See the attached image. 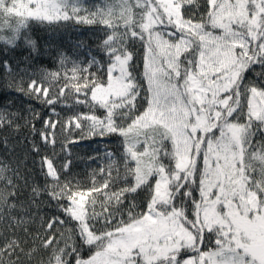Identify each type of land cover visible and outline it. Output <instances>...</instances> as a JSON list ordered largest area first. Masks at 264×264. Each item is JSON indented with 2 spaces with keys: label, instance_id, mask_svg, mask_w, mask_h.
Masks as SVG:
<instances>
[{
  "label": "snow or ice",
  "instance_id": "1",
  "mask_svg": "<svg viewBox=\"0 0 264 264\" xmlns=\"http://www.w3.org/2000/svg\"><path fill=\"white\" fill-rule=\"evenodd\" d=\"M70 25L100 28L106 66L72 61L69 75L29 70V57L19 70L0 60L5 86L50 113L41 129L26 122L43 177L28 207L25 161L0 160V221L23 227L38 201L55 202L59 214L34 238L49 253L40 264H264V0H0L8 48L39 55L34 27ZM57 58L61 68L69 60L59 50ZM18 119L0 108V128L18 129ZM58 126L76 133L60 144L62 159ZM92 138H114L119 148L90 158L104 164L85 187L69 179L67 144ZM25 244L5 238L0 264L30 261L39 249Z\"/></svg>",
  "mask_w": 264,
  "mask_h": 264
},
{
  "label": "trees",
  "instance_id": "2",
  "mask_svg": "<svg viewBox=\"0 0 264 264\" xmlns=\"http://www.w3.org/2000/svg\"><path fill=\"white\" fill-rule=\"evenodd\" d=\"M203 2V0H201ZM89 7L93 5L102 4V0H87ZM36 40L40 54H31L30 49L27 46H20L17 48H8L6 45L0 44V60L7 59L13 69L19 70L26 66L25 57H29L31 63L27 65L29 70L45 68L49 71H60L63 74L65 71L71 74L72 61H76L81 67H87L88 61L95 58L100 65L106 66L108 61L107 54L99 47L102 39L104 38L103 32L97 26L89 25H70L67 28L57 29L51 31L49 29L36 26L31 33ZM63 51L69 60L65 67L61 68L57 58V51ZM142 54V53H141ZM103 67L99 69L98 74L103 73ZM90 72H97V67L93 66L89 69ZM18 80L19 77L13 78ZM27 80V77H25ZM63 83V81H61ZM3 70L0 69V108L5 106L11 112L19 113V119L17 123L20 127L17 129L15 126L0 128V160H4L14 167L20 162L25 163L20 165L21 175L28 180V187H23L21 201L27 205L28 193L31 191V184L33 182L43 183V177L39 175V165L33 164V155L30 152L31 141L38 139L34 137L31 131V125L26 126V122L31 120V124L35 125L36 129L43 127V119L49 116V110L47 107L41 105L33 99H29L26 95L14 90L9 89L6 86ZM27 87V83L24 84ZM53 91H55L53 89ZM73 96L71 92H68L66 96V102L71 104ZM29 108H34L39 114L40 118L32 120V114L29 112ZM62 105L57 106V111L61 113V117L69 115L67 109L61 111ZM85 110L86 109H82ZM55 119V117H53ZM76 135L75 132L69 133L58 126L56 131V151L60 158H63V153L60 150L61 143H67L65 137L72 139ZM7 140V145L3 143ZM107 147L109 150H116L119 148V141L112 138H92L78 140V142L67 144V150L71 153L72 167L69 179H75L80 181L85 187H88L92 182L91 173L93 170H97L103 166V160H92L91 157L97 155L99 150L100 155ZM36 160L39 158L36 157ZM99 182V177L96 178ZM100 210L99 208L97 209ZM31 220L23 227L28 229L27 234L23 231V227H9L12 223L11 219L6 217L3 221H0V242H3L5 238L14 239L19 238L26 241L24 245L25 251H28L32 247H37L39 250L33 254L32 259L29 261L27 257L22 256L24 264H40V262L47 261L49 253L39 248L40 240L34 239L37 235L43 238L45 231L41 227V224L50 220L53 216L58 215V209L55 202H50L46 198L38 201V203L30 208ZM19 210L12 213V215H22ZM59 231H64L62 227L57 226ZM15 259V257H13Z\"/></svg>",
  "mask_w": 264,
  "mask_h": 264
}]
</instances>
